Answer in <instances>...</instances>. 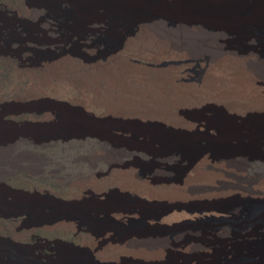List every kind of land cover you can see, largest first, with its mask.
Segmentation results:
<instances>
[{
	"label": "rangeland",
	"instance_id": "374dc122",
	"mask_svg": "<svg viewBox=\"0 0 264 264\" xmlns=\"http://www.w3.org/2000/svg\"><path fill=\"white\" fill-rule=\"evenodd\" d=\"M115 1L0 0V264H215L264 238L231 232L264 225V175L217 130L258 121L261 100L226 93L212 78L231 63L171 23L244 0H125L122 16ZM198 190L220 200L185 203Z\"/></svg>",
	"mask_w": 264,
	"mask_h": 264
},
{
	"label": "bare ground",
	"instance_id": "6f19581e",
	"mask_svg": "<svg viewBox=\"0 0 264 264\" xmlns=\"http://www.w3.org/2000/svg\"><path fill=\"white\" fill-rule=\"evenodd\" d=\"M126 1L116 0L112 6L115 12H117L118 9L120 10V12H117L120 16L123 15L120 6L125 5ZM167 17L168 16H165L163 13H156L152 16L154 19ZM171 21H173L171 22L172 24L178 25V28L174 32L177 33L176 35L181 34L183 41H190L193 39L190 43H193L197 49H201L203 55H205L206 52L208 53V50H205L204 48L213 44V46L218 49L217 53L221 55L220 57L227 63H231L233 72L227 77L214 76L212 80L215 83L218 84L222 81H228L229 90L226 93L243 99L248 96L254 101L261 100L260 102L264 107V96L257 91V89L261 86H259L258 78H261V76L264 78V48H259L253 44L254 42L258 43L260 39H262L261 35L257 31V28H264V3L262 4L258 0H244L243 2L241 1L236 4L226 6L222 10V15H219L211 20L177 18L174 20L171 19ZM195 28H198V30L196 31ZM229 35H236L238 37L240 40L239 47L237 46L238 48L224 47L221 45V37H228ZM191 37L192 39H190ZM217 53L216 55H218ZM207 55L208 54L205 56ZM123 77H125V74H123ZM116 82L117 79L116 81H112V84H116ZM162 88V84L161 86L155 85L153 90L160 95L164 94ZM64 117L66 119L70 118L69 115H65ZM217 130L219 131L221 138L225 141L230 138L235 141H232L231 143L228 141L230 145L227 151L231 153L228 155L229 159H235V157L239 158V160L246 164L251 171L253 169H259L261 172L259 174L264 175V116L258 121L248 124L246 123L244 125H235V122L221 124L220 126L218 125ZM205 163V159H202V155H198L191 161L188 169L193 167L197 168L200 164L205 165ZM188 171L189 170H187L186 175H188ZM253 214H249L247 219L249 220L253 218ZM258 222L254 224L256 225V228H254V225L249 224L246 220V222H242L232 228L231 232L242 237L247 235L249 232L260 233V237L264 236V225L261 224L257 227ZM225 253L220 251L214 255L215 264H264V238L259 241L258 246L253 250H248L246 253L234 252L232 254L233 259L228 258ZM8 258V263L14 262L13 258H11L9 254ZM69 264L97 263L92 255H90V259L76 256V258H74Z\"/></svg>",
	"mask_w": 264,
	"mask_h": 264
},
{
	"label": "trees",
	"instance_id": "16d2710c",
	"mask_svg": "<svg viewBox=\"0 0 264 264\" xmlns=\"http://www.w3.org/2000/svg\"><path fill=\"white\" fill-rule=\"evenodd\" d=\"M218 163V164H217ZM217 165H222V166H229V164L228 163H226V162H224V161H217L216 163H214V164H211L210 163V166L211 167H217ZM163 173L164 174H166V175H168V176H172L173 175V171L171 170V169H167V170H163ZM204 189V188H203ZM258 191H261V192H264V190H258ZM199 192V193H198ZM198 192H197V196H196V194L194 195V196H190V197H188L187 198V200L185 201V203L186 202H210V201H212V202H216V201H218V200H220V197H216V196H208V195H206V194H203V193H205V192H201V190H198ZM174 202H179V200H175ZM183 203H184V201H183ZM187 244H189L188 242H179V240H174L173 242H172V245L173 246H175L176 248H183V247H185ZM190 245H192V246H196V245H199V244H190ZM199 246H201V245H199ZM202 247V246H201Z\"/></svg>",
	"mask_w": 264,
	"mask_h": 264
}]
</instances>
